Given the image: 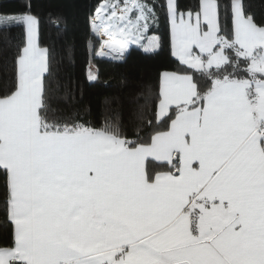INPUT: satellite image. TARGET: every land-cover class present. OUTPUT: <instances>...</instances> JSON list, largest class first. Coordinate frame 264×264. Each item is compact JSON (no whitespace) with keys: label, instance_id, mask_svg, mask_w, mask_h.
I'll list each match as a JSON object with an SVG mask.
<instances>
[{"label":"snow or ice","instance_id":"1","mask_svg":"<svg viewBox=\"0 0 264 264\" xmlns=\"http://www.w3.org/2000/svg\"><path fill=\"white\" fill-rule=\"evenodd\" d=\"M156 7L103 0L92 22L101 49L122 54L158 22ZM162 7L188 71L162 74L157 118L168 123L148 141L50 115L37 18L0 14V27L26 30L15 89L0 96L13 226L0 264H264V23L243 0ZM156 46L153 36L146 50Z\"/></svg>","mask_w":264,"mask_h":264},{"label":"trees","instance_id":"2","mask_svg":"<svg viewBox=\"0 0 264 264\" xmlns=\"http://www.w3.org/2000/svg\"><path fill=\"white\" fill-rule=\"evenodd\" d=\"M153 3V0H144ZM103 0H0V14H30L37 18V41L48 49L50 73L44 83L50 115L61 120L86 122L102 128L116 124L128 139L150 140L156 131L166 130L168 121L157 118L160 77L163 71H188L172 54L170 25L155 0L159 20L147 33L157 35V46L145 50L132 43L120 58L99 56L102 37L93 32L96 8ZM226 5L228 0H220ZM245 11L257 23H264V0H243ZM182 11L198 10L199 0H178ZM92 18V21H91ZM25 44L22 25L0 27V96L15 89V58ZM90 65L95 73H90ZM230 70V69H229ZM90 74L92 79H90ZM202 82L199 73L192 72ZM146 165L160 170L153 160ZM6 177L0 170V246H11L13 226L6 211Z\"/></svg>","mask_w":264,"mask_h":264},{"label":"crops","instance_id":"3","mask_svg":"<svg viewBox=\"0 0 264 264\" xmlns=\"http://www.w3.org/2000/svg\"><path fill=\"white\" fill-rule=\"evenodd\" d=\"M100 6V5H99ZM95 15L96 14H94L93 16L95 17ZM91 21H92V18H91ZM170 25V24H169ZM25 29V28H24ZM36 32H37V28H36ZM99 37V36H98ZM99 39H100V37H99ZM146 40V35L144 36V40L143 41H141V43L142 44H144V41ZM25 42H26V30H25ZM38 42V41H37ZM132 43H130L129 45H127L128 47H126L125 48V51L122 53V54H119L118 56H113V54L111 55L110 54V56H108L107 54H99V50H100V46H99V50H98V55L99 56H103V57H110V58H116V59H120V58H122L125 54H126V52L128 51V49H129V47H130V45H131ZM40 46V45H39ZM41 47V46H40ZM41 48H44V47H41ZM106 51H110L109 49H106ZM177 58V57H176ZM178 59V58H177ZM179 60V59H178ZM165 72H169V73H173V72H176V73H184V72H180V71H163L162 73H161V77H162V74L163 73H165ZM161 77H160V81H161ZM158 104H159V101H158ZM157 113H158V105H157ZM164 131V130H163ZM146 163H147V161H146Z\"/></svg>","mask_w":264,"mask_h":264},{"label":"rangeland","instance_id":"4","mask_svg":"<svg viewBox=\"0 0 264 264\" xmlns=\"http://www.w3.org/2000/svg\"><path fill=\"white\" fill-rule=\"evenodd\" d=\"M145 2V1H144ZM146 3V2H145ZM95 14H96V12H95ZM146 35V40L144 41V44H143V48L146 50V47H147V45H148V42H149V40L151 39V37H153V36H155V37H157V35L155 34V33H147V30L141 35V39L140 40H138L137 42H135V43H141V41H143L144 40V36ZM98 36V35H97ZM107 37H102V39H106ZM158 38V37H157ZM100 43H101V40H100ZM130 43H133L132 41H128V43H127V45H129ZM126 45V47H128ZM151 49H153V48H151ZM106 50V49H105ZM110 54L112 55L113 54V56H118L120 53H114V52H111L110 51V53L109 54H107L108 56H110Z\"/></svg>","mask_w":264,"mask_h":264},{"label":"built area","instance_id":"5","mask_svg":"<svg viewBox=\"0 0 264 264\" xmlns=\"http://www.w3.org/2000/svg\"><path fill=\"white\" fill-rule=\"evenodd\" d=\"M90 73L91 74H94L95 73V68L92 65H90Z\"/></svg>","mask_w":264,"mask_h":264}]
</instances>
